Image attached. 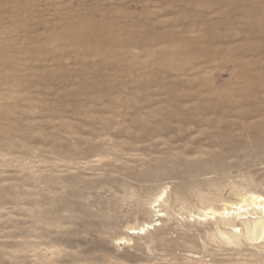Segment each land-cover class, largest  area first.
Instances as JSON below:
<instances>
[{
	"label": "rangeland",
	"instance_id": "1",
	"mask_svg": "<svg viewBox=\"0 0 264 264\" xmlns=\"http://www.w3.org/2000/svg\"><path fill=\"white\" fill-rule=\"evenodd\" d=\"M244 191L264 0H0V264H264L197 216Z\"/></svg>",
	"mask_w": 264,
	"mask_h": 264
},
{
	"label": "bare ground",
	"instance_id": "2",
	"mask_svg": "<svg viewBox=\"0 0 264 264\" xmlns=\"http://www.w3.org/2000/svg\"><path fill=\"white\" fill-rule=\"evenodd\" d=\"M164 193L165 191L163 189L161 193L157 196V198L153 200L152 207H156L159 205V202L162 200ZM222 205L223 207L222 208L219 207L220 209H216L213 206L210 207L211 205L209 207L203 206L202 207L203 209L201 208L202 210L201 213L200 214L198 213L197 216H202V217L205 216L206 218L208 217L216 218L217 216V218H219L223 223H225L227 226H230L231 231L219 232L227 243L228 241L239 243L238 241L239 240L241 241V239L243 238H245L244 240L249 239L250 241L252 240L256 241L258 240V238L264 239V195L263 194L252 191H244L242 192V194L239 193L237 201L235 202L227 201ZM155 211H157L156 213L157 217L154 218V220L150 222L142 223L138 227H130L128 229L127 234H135V233L139 234L140 232L145 231L146 229H152L154 225L161 224L158 221L159 220L158 217L160 218V216H163V213L159 209ZM235 219H238L240 221L242 228H238V226L234 225V223H231ZM119 239L121 241H124V243L125 241L129 240V238L126 236Z\"/></svg>",
	"mask_w": 264,
	"mask_h": 264
}]
</instances>
